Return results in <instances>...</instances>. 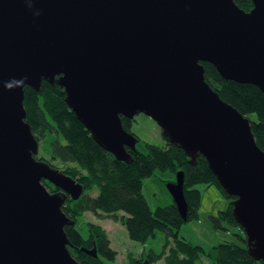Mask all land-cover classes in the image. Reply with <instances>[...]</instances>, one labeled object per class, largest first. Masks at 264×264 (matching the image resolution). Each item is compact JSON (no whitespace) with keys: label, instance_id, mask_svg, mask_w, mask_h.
<instances>
[{"label":"water","instance_id":"obj_1","mask_svg":"<svg viewBox=\"0 0 264 264\" xmlns=\"http://www.w3.org/2000/svg\"><path fill=\"white\" fill-rule=\"evenodd\" d=\"M0 0V264H79L62 212L83 186L36 160L24 87L57 84L95 143L130 163L138 139L121 117L151 118L231 200L248 255L264 264V152L250 120L206 83L202 63L264 95V0ZM44 182L58 192L50 193ZM188 221L184 173L166 184ZM82 252L98 257L96 248ZM141 264H150L144 259Z\"/></svg>","mask_w":264,"mask_h":264},{"label":"trees","instance_id":"obj_2","mask_svg":"<svg viewBox=\"0 0 264 264\" xmlns=\"http://www.w3.org/2000/svg\"><path fill=\"white\" fill-rule=\"evenodd\" d=\"M234 2L244 12L252 8L250 1ZM202 65L206 83L222 101L248 119L249 115H255V120L250 121L251 132L257 146L264 152V95L253 85L224 80L208 63ZM23 90L25 122L37 140L38 137L46 139L45 148L51 160L58 161L60 170L74 178L84 189L81 198L76 201L66 198L62 206L64 215L74 222L73 225H66L64 231L70 243L68 251L79 264H114L116 261V252L111 249L107 235L100 226L84 223L86 236L80 234L79 223L86 212L118 223L125 228L129 239L138 243L146 242L157 232L165 233L166 241L161 253L145 255L150 264L160 260L164 264H202V258L208 261L206 264H262L248 255L246 240L242 236L238 237V243L223 242L205 250L179 238L177 231L184 221L174 204L157 207L154 211L149 209L142 194L143 180L157 171L176 174L182 170L188 221L197 217L200 192L196 186L205 184L214 186L228 201L226 210L219 213V220L237 225L231 213L233 198L220 187L202 156H198L195 165H190L184 152L175 145L166 143L160 147L147 144L144 153L126 148L132 156L130 163L117 161L95 143L91 134L76 119L64 101L63 90L57 84L43 80L38 90L30 87ZM121 123L126 131L131 132L132 121L121 117ZM45 185L49 192L57 191L55 187L52 189L51 184ZM93 193L94 196L91 195ZM93 247L97 250L96 258L81 251L82 248ZM143 260L129 255L127 264H141Z\"/></svg>","mask_w":264,"mask_h":264},{"label":"rangeland","instance_id":"obj_3","mask_svg":"<svg viewBox=\"0 0 264 264\" xmlns=\"http://www.w3.org/2000/svg\"><path fill=\"white\" fill-rule=\"evenodd\" d=\"M249 120L251 122L254 121L255 115H249ZM130 131L138 139L136 151L141 153L146 152L145 145L147 144L162 147L168 143L164 139L158 125L142 113L134 116ZM45 140L38 137L36 160L47 162L50 166L61 169L58 161L51 160L49 151L45 148ZM175 180L176 174L170 171H157L149 178L143 180L142 194L151 211H154L157 207L173 205V199L166 188V184ZM45 184L47 182H44ZM196 189L200 192L197 217L181 225L177 231L179 238L184 239L191 245L200 246L205 250L223 242L238 243V237L241 236L245 239V235L237 225L219 220V213L225 211L228 205V201L223 195L214 186L202 184L197 185ZM91 195L94 196L95 193ZM84 223L98 225L105 231L111 249L116 252L114 264H127V257L129 255L140 260L145 259V255L148 253L158 255L161 253L166 241L165 233L162 232H157L154 237L149 238L144 243L132 241L129 239L124 227L109 218H99L89 212L83 214L81 223H79L81 227L79 232L84 237L86 236ZM201 260L202 264L208 262L205 258ZM155 264H164V262L160 260Z\"/></svg>","mask_w":264,"mask_h":264},{"label":"flooded vegetation","instance_id":"obj_4","mask_svg":"<svg viewBox=\"0 0 264 264\" xmlns=\"http://www.w3.org/2000/svg\"><path fill=\"white\" fill-rule=\"evenodd\" d=\"M56 192H58V189H57V191ZM67 198H69L68 196H67ZM67 200V199H66ZM242 232H243V230H241ZM94 248V247H93ZM96 248V247H95Z\"/></svg>","mask_w":264,"mask_h":264},{"label":"bare ground","instance_id":"obj_5","mask_svg":"<svg viewBox=\"0 0 264 264\" xmlns=\"http://www.w3.org/2000/svg\"><path fill=\"white\" fill-rule=\"evenodd\" d=\"M179 171H182V170H179ZM178 172V171H177ZM183 172V171H182Z\"/></svg>","mask_w":264,"mask_h":264}]
</instances>
